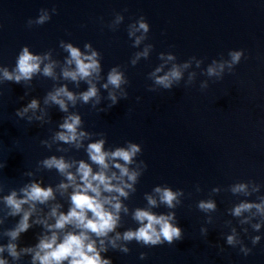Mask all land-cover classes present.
Listing matches in <instances>:
<instances>
[{
	"label": "water",
	"instance_id": "water-1",
	"mask_svg": "<svg viewBox=\"0 0 264 264\" xmlns=\"http://www.w3.org/2000/svg\"><path fill=\"white\" fill-rule=\"evenodd\" d=\"M44 12L51 19L35 24ZM117 14L124 20L115 26ZM141 16L150 25L144 43L154 47L148 59L141 58L132 66V55L144 44L133 47L127 27ZM29 19L33 21L31 27ZM61 40L81 50L90 42L102 55L105 79L109 69L119 65L129 80L122 86L128 92L127 99H120L108 109L111 101L108 91L100 87L102 79L97 83L100 103L95 107L93 101L83 104L78 100L75 106L69 103L65 113L58 105L45 103L47 94L60 86L66 85L74 93L88 87L84 81L77 87L62 78L67 53L60 47ZM23 46L36 53L52 50V59L59 65L56 79L37 74L30 82L0 83V164L5 165L0 167V245L10 242L5 233L23 215H9L3 197L13 190L19 196V190L33 182L51 186L55 199L36 204L29 217L31 226L14 241L17 251L35 250L40 239L53 231L57 242L66 233L77 231L73 225L50 230L43 223H35L39 219L54 224L50 212L56 205L60 206L58 213H67L74 190L72 186L63 192L58 190L57 185L67 182L66 177L55 168H45L42 161L64 157L76 162L69 169L75 173L80 160L91 163L87 144L103 137L105 150H114L128 141L139 143L142 152L130 168L140 165L143 169L140 161L147 168L134 185L136 191L130 192L127 199L120 198L128 212L121 210L115 231L100 238L89 233L97 249L101 247L100 239L104 240L107 251H101L102 258L111 264H264V216L255 209L239 217L232 215L237 204L264 199V0H0V67L11 71ZM238 50H243L240 62L231 70L226 67L222 79L204 73L213 59L229 60V52ZM160 52H173L177 63L193 56L202 63L196 68L193 60L184 80L171 90L150 91L148 73L162 63ZM191 71L196 72V78L192 85L185 86ZM202 81L208 82L207 89H200ZM33 99L38 107L17 115ZM69 114L79 115L82 123L78 131L90 134L79 148L54 140ZM92 168L98 170L95 164ZM236 183L247 184L251 195L232 194L231 187ZM157 186L181 190L179 203L174 201L176 206L171 209L161 204L153 191ZM254 186H259V191L253 192ZM145 194L157 199V207L151 211L174 213L182 239L155 246L120 239L113 248L108 241L116 232L122 236L126 230L138 227L132 213L137 207H148ZM202 200L213 201L215 211H201L197 205ZM22 207L27 211L30 204ZM257 223L261 225L259 231L253 227ZM229 235L234 237L233 244L227 242ZM257 236L259 242L253 244ZM122 247L128 251H122ZM245 248L250 249L247 255L242 251ZM33 254L21 253L14 259L5 250L0 257L7 264H32Z\"/></svg>",
	"mask_w": 264,
	"mask_h": 264
},
{
	"label": "clouds",
	"instance_id": "clouds-1",
	"mask_svg": "<svg viewBox=\"0 0 264 264\" xmlns=\"http://www.w3.org/2000/svg\"><path fill=\"white\" fill-rule=\"evenodd\" d=\"M56 9L53 8V13ZM51 17L46 13H42L35 20V24L42 25ZM124 20L123 15L117 14L113 25L118 26ZM29 27L33 21H27ZM113 25L110 28L115 30ZM150 25L146 19L141 16L127 27L128 37L132 40V46L140 48L143 43L142 50L136 51L130 60L132 66H135L141 58L148 59L153 50L154 45L144 43L148 39ZM60 47L67 53L64 59V65L61 67V76L64 80L71 81L79 87L81 81H84L88 87L86 91L74 93L68 90L66 85L55 88L47 94L45 103H53L59 106L62 112H68V105L73 106L79 100L83 104H88L93 101V107L100 103L99 89L97 83L102 79L104 82L100 85L101 88L108 91V99L111 103L108 109H111L120 99H127L128 92L122 87L128 85L129 80L125 72L121 70L119 65H115L109 69L106 79L102 76V55L92 46L90 42L84 44V49L72 42L60 41ZM243 55V50L229 52V60L217 61L212 60L211 64L204 70L208 77H216L222 79L225 68L229 70L234 65L238 64ZM159 60L162 63L158 64L151 72L148 73V78L152 81L149 86L150 91L157 89L171 90L174 85H179L184 80V73L192 66V61L195 60L196 68H199L202 60L196 59L195 56L182 63H177V57L173 52H160ZM171 62V63H169ZM43 65V66H42ZM59 62L52 59V50L42 53L30 51L29 46H23L19 52L15 66L11 71L7 67H0V83L4 81L14 82L19 84L21 81L30 82L37 74H42L45 77L56 79V68ZM196 78V72H188L185 86L192 85ZM208 88V82L202 81L200 89ZM119 93V95L117 94ZM140 97H137L139 100ZM38 101L33 99L25 108L17 111V115L23 116L29 109H36ZM108 109H101L107 111ZM31 119V118H29ZM81 117L77 114H69L64 118L62 124L59 125L61 131L55 134L54 140L65 144H73L77 148L83 146L84 139L90 136L85 131H78L81 126ZM105 138L101 137L87 144L86 152L88 160L86 162L80 160L76 167V172L69 171L73 167L75 161H67L64 157L57 158L52 156L42 161V164L47 169L55 168L61 175L66 177V183L61 182L57 185V189L61 192L66 191L69 186L73 187V192L70 196L71 207L67 213L59 212V205L51 209L50 215L55 217L54 224H48L47 220H37L35 223H43L48 229H63L66 225H73L77 231L68 232L60 242L55 231L51 236H45L40 239L35 250L32 248L21 249L17 251V245L14 243L21 233L26 232L31 226L29 217L35 211L36 204H45L49 200L55 199L54 190L51 186L42 187L40 183H30L19 190L20 195L16 190L10 192L9 195L3 197L5 206L9 209V215L16 216L23 213L18 224L8 230L5 234L10 238L7 245H0V253L8 252L14 259H18L21 253H33L32 264H111V261L102 258L101 251H107L104 247V240L100 239V249L96 247V241L92 240L89 233L96 237H109V233L115 231L119 225L120 212H128V207L122 205L120 198L127 199L130 192L136 191L134 185L138 182L139 177L147 168L144 161H140V165L135 164L136 157L142 152L141 145L131 141L126 142L124 146H118L114 150H105ZM92 164L98 168L93 171ZM111 165V167H110ZM5 165L0 164V167ZM116 169L117 171H113ZM79 177V183H77ZM159 196V202L166 205L168 208H174L176 203H179L178 196L182 195V191L177 189L173 191L171 187H155L153 189ZM216 191V189H214ZM253 192L259 191V186H254ZM232 194L243 193L245 196H250L247 184L236 183L231 187ZM107 193L110 195H103ZM148 207H137L132 213V218L138 224L135 229L126 230L123 235L116 232L114 238H109V244L113 248L117 247L116 241L123 239L124 241L135 240L138 243H143L148 246H155L163 242L172 244L173 241L182 239V229L174 223V213L157 214L151 211L157 207V199L152 195L145 194ZM30 204V208L25 211L23 205ZM197 207L201 211H215L216 205L213 201H200ZM255 212L264 216V199L260 203L244 201L232 209V215L241 216L242 213ZM254 229L259 231L261 225L255 224ZM260 237L253 238V244L259 242ZM229 244L234 243V237H227ZM127 252L126 247L121 248ZM245 255L249 254L250 249H242ZM145 254L141 253V259H144ZM0 264H7V261L0 257Z\"/></svg>",
	"mask_w": 264,
	"mask_h": 264
}]
</instances>
